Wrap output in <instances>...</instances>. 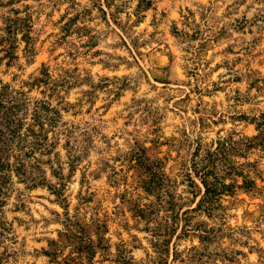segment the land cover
<instances>
[{
	"label": "clouds",
	"instance_id": "1",
	"mask_svg": "<svg viewBox=\"0 0 264 264\" xmlns=\"http://www.w3.org/2000/svg\"><path fill=\"white\" fill-rule=\"evenodd\" d=\"M150 3L0 0V264H264V0Z\"/></svg>",
	"mask_w": 264,
	"mask_h": 264
},
{
	"label": "rangeland",
	"instance_id": "2",
	"mask_svg": "<svg viewBox=\"0 0 264 264\" xmlns=\"http://www.w3.org/2000/svg\"><path fill=\"white\" fill-rule=\"evenodd\" d=\"M145 3L148 4V7H151V3H150V0H144ZM159 2L161 4H165V3H169V2H172V0H159ZM109 5H105V7H108ZM142 5H138V7H141ZM187 10V9H186ZM19 10H17L18 12ZM87 12V10H85ZM101 13H102V20L106 21L109 17V13H107L106 11H104V9H100ZM190 11V10H189ZM160 12H161V15L162 16H166L168 13L164 11L163 8L160 9ZM61 19H63V17H61ZM79 19V14H77L76 17H73L72 18V22L74 23L75 20ZM145 19H148L147 17H145ZM114 22V21H113ZM144 23V20H140V24L142 25ZM137 27H139V25H137ZM148 29L150 31V34H151V29H152V21L149 20L148 22ZM9 30H11V25H9ZM177 30V27H173L172 30H170L169 32V35H171V32H174ZM123 31V30H122ZM52 36V33H49V37L50 38ZM48 38H45L44 40V43L47 44V39ZM66 38V37H65ZM121 43L127 47L129 41H127L126 39L125 40H122ZM95 46V45H93ZM169 45L168 44H162V45H159L157 46V52L153 53L151 51V47L148 48V51L147 52H143V47L141 49V51L143 52V55H144V58L147 59L148 56H157L159 55L161 57V59L165 62L164 64H161L160 67H164L166 68L167 67V64L168 63H171V56L167 53V52H164L162 51V49L164 48H168ZM133 48H135V45H133ZM99 51H101L100 49H97V53H99ZM62 53L60 52L59 49H57L56 51V54L53 56V59H58L59 56L61 55ZM131 55V53H129ZM176 53H173V55H175ZM45 55H47V53H45ZM135 55L137 57L141 56V52H136ZM213 55V52L211 49L208 50V57L209 59H211ZM137 63L140 64V65H143L144 61L143 60H137ZM217 68H218V64L215 65ZM106 66H101V71H104V68ZM92 68L95 69L96 68V65H92ZM146 76H150L151 77V80L152 82H154V87L155 88H160V87H163L165 84H171V80L168 79V77H165L163 76L162 74L159 73V70H157V74L156 75H153L151 73V71L149 72H146ZM233 83H239V77H237ZM6 91V89H5ZM199 111V110H198ZM17 171V174L18 175H21L23 174V168L21 166V170L19 171L18 169L16 170ZM129 171H131V169H129ZM148 171H150V169H148ZM153 178V179H152ZM152 180H153V184L151 185H158V184H161L162 183V178L156 176L155 174L152 175ZM9 177L8 176H2L0 177V193H3V190L5 187H7L8 183H9ZM160 179V180H159ZM158 181V183H157ZM156 182V183H155ZM150 182H148V185H149ZM202 183V182H201ZM257 182L256 181H252V182H245V186L249 189H251ZM146 183L144 184V190H146ZM31 190L33 191V194L37 197V199H43V192L37 190V187L35 185L31 186ZM203 191V188L201 189ZM149 193H151V191H147ZM54 195H56V193L54 192L53 193ZM95 195V193H94ZM230 195H235V191H233V193H230ZM239 200L243 201L245 204L248 203V197H247V192H243L239 195L238 197ZM122 202V201H121ZM6 203V201H0V207H3V205ZM49 203H51V199L49 200ZM193 203L195 204V206L191 209L192 212H195L197 210V203H196V197L193 196ZM252 209V205H249L248 206V211H251ZM139 214L141 216H143V211L142 210H139L137 209ZM170 211H173L175 213V209L173 206L170 205V208H169ZM243 212H244V209H243V206H241V209L240 211L237 213V215L243 219ZM180 216L181 214L180 213H175L174 214V217H173V224L175 225V227H172L169 229L171 235L169 237V240L168 241V246H169V249H170V256L173 258V259H176L177 256H178V252L176 251V243L175 241L176 240H179L181 239L182 237H185L187 235V232H186V227H187V224L190 223V220H191V217L188 215V210L186 209L185 212L183 213V223H179V220H180ZM197 227H200V225H197ZM177 233H180V235H177ZM95 255V253L93 254V256Z\"/></svg>",
	"mask_w": 264,
	"mask_h": 264
},
{
	"label": "trees",
	"instance_id": "3",
	"mask_svg": "<svg viewBox=\"0 0 264 264\" xmlns=\"http://www.w3.org/2000/svg\"><path fill=\"white\" fill-rule=\"evenodd\" d=\"M5 167H6L5 165H0V171H2ZM18 170L20 171L21 168H19ZM152 179H153V178H152ZM152 179H151L150 181L145 182V183L147 184L146 187H145L147 191H152V186H153V185H151V184L154 183ZM159 180H160V179H159ZM148 182H150L149 185H148ZM155 183H156V182H155ZM157 183H158V181H157ZM202 184H203V181H202ZM203 191H205L206 193H210V194H212V195H215V189H209L207 185H204V186H203ZM233 191H234V190H230V193H233ZM210 198H211V197H210ZM196 208H199V204L197 205ZM168 241H170V240L168 239ZM168 241H167V245H168ZM168 252H169V254H170L169 246H168ZM93 254H94V253H93Z\"/></svg>",
	"mask_w": 264,
	"mask_h": 264
}]
</instances>
